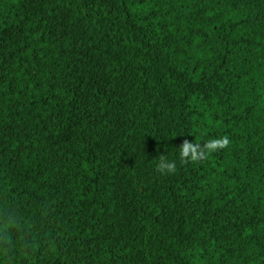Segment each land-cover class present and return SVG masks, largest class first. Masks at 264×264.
<instances>
[{
  "label": "trees",
  "instance_id": "obj_1",
  "mask_svg": "<svg viewBox=\"0 0 264 264\" xmlns=\"http://www.w3.org/2000/svg\"><path fill=\"white\" fill-rule=\"evenodd\" d=\"M0 264H264V0H0Z\"/></svg>",
  "mask_w": 264,
  "mask_h": 264
},
{
  "label": "clouds",
  "instance_id": "obj_2",
  "mask_svg": "<svg viewBox=\"0 0 264 264\" xmlns=\"http://www.w3.org/2000/svg\"><path fill=\"white\" fill-rule=\"evenodd\" d=\"M230 140L225 136L218 139H212L205 143L201 148L199 143H189L184 141L180 147V162L183 163H196L207 159L208 155L218 150H222L229 146ZM156 171L161 174H171L176 171L175 161L168 162L167 158L163 155L159 158V163L156 165Z\"/></svg>",
  "mask_w": 264,
  "mask_h": 264
}]
</instances>
